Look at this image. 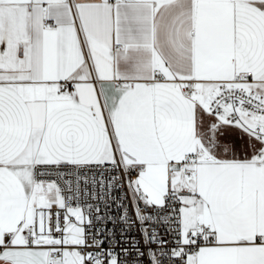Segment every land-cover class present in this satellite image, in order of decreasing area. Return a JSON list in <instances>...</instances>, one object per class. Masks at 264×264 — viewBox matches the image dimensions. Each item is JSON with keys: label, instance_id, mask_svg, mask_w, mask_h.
<instances>
[{"label": "snow or ice", "instance_id": "obj_1", "mask_svg": "<svg viewBox=\"0 0 264 264\" xmlns=\"http://www.w3.org/2000/svg\"><path fill=\"white\" fill-rule=\"evenodd\" d=\"M0 264H264V0H0Z\"/></svg>", "mask_w": 264, "mask_h": 264}]
</instances>
